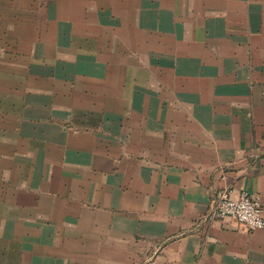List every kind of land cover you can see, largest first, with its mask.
Segmentation results:
<instances>
[{
	"label": "crops",
	"instance_id": "0c3cea01",
	"mask_svg": "<svg viewBox=\"0 0 264 264\" xmlns=\"http://www.w3.org/2000/svg\"><path fill=\"white\" fill-rule=\"evenodd\" d=\"M70 8L105 44L41 45L61 93L0 135V264H264V228L207 216L220 190L264 213V0Z\"/></svg>",
	"mask_w": 264,
	"mask_h": 264
},
{
	"label": "rangeland",
	"instance_id": "374dc122",
	"mask_svg": "<svg viewBox=\"0 0 264 264\" xmlns=\"http://www.w3.org/2000/svg\"><path fill=\"white\" fill-rule=\"evenodd\" d=\"M72 6L77 9L79 0H0V135L12 137L15 131L31 130L26 123L31 117L24 114V109L30 101H34L32 98H36L38 94H48L54 100L61 93L55 92L53 95V88L48 86H53L55 78L50 68L60 66V57L63 56L53 52H41L44 42L52 43L56 42V39L68 42V36H79L81 38L78 37L73 46L82 52V55L93 52L88 50L89 46H96L95 53L104 46L103 41L95 45L83 41L85 37L92 36L79 30L80 23L74 17H70L76 20L77 26L74 30L57 25V21L63 16L68 17ZM80 8L82 9L81 6ZM77 18L79 19V15ZM96 36L99 37L98 40L105 39L100 35ZM135 51L139 53L138 50ZM45 83V88L38 87ZM47 97L46 95L44 100H47ZM26 142L24 137L23 146ZM4 159L8 168L10 160L6 154L1 158ZM25 160L24 157V174L29 173Z\"/></svg>",
	"mask_w": 264,
	"mask_h": 264
},
{
	"label": "built area",
	"instance_id": "2783aa9c",
	"mask_svg": "<svg viewBox=\"0 0 264 264\" xmlns=\"http://www.w3.org/2000/svg\"><path fill=\"white\" fill-rule=\"evenodd\" d=\"M207 216L215 219L230 218L250 230L264 228V213L260 197L246 190L237 198L231 197L226 190L218 191Z\"/></svg>",
	"mask_w": 264,
	"mask_h": 264
}]
</instances>
